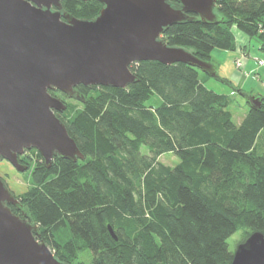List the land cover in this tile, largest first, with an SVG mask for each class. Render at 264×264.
Returning a JSON list of instances; mask_svg holds the SVG:
<instances>
[{"label": "trees", "instance_id": "1", "mask_svg": "<svg viewBox=\"0 0 264 264\" xmlns=\"http://www.w3.org/2000/svg\"><path fill=\"white\" fill-rule=\"evenodd\" d=\"M61 4L83 20L102 8ZM216 13L217 24H176L160 38L212 62L214 49H236L235 28L264 52V0H216ZM129 69L136 81L123 89L80 85L82 100L51 92L71 101L56 115L84 159L55 158L31 173L19 198L38 240L65 264H230L227 240L238 230L240 243L264 236V96L258 109L246 101L236 125L231 100L205 88L197 68L145 61ZM152 95L156 107L145 105ZM164 154L178 164L162 163Z\"/></svg>", "mask_w": 264, "mask_h": 264}, {"label": "water", "instance_id": "2", "mask_svg": "<svg viewBox=\"0 0 264 264\" xmlns=\"http://www.w3.org/2000/svg\"><path fill=\"white\" fill-rule=\"evenodd\" d=\"M61 1L0 0V160L19 173L27 170L18 161L26 150L35 149L46 168L54 158L84 159L56 115L66 104L49 91L82 100L80 85L123 89L136 81L129 67L145 61L183 63L232 86L213 62L160 38L176 24H217L216 0H96L102 8L91 20L73 17ZM238 93L259 108L261 95ZM38 238V226L0 178V264H65ZM230 264H264V236L251 233Z\"/></svg>", "mask_w": 264, "mask_h": 264}, {"label": "rangeland", "instance_id": "3", "mask_svg": "<svg viewBox=\"0 0 264 264\" xmlns=\"http://www.w3.org/2000/svg\"><path fill=\"white\" fill-rule=\"evenodd\" d=\"M236 40L237 43H242L241 38L237 37ZM250 41V46L246 45L247 50L244 52L237 50L229 55L227 52L220 49H217L214 52L215 59L220 60L222 65L218 75L223 79H229L228 81L232 86L226 85L203 73L200 69H197L199 81L205 88L216 94L226 95L231 100L227 110L232 114L233 122L236 125H239L247 114L248 105L246 99L235 90L240 89L242 93L247 95L264 96V66H257L258 62L256 61V59L264 61V52H261L258 49L257 43L254 39H251ZM227 59L229 60L227 61ZM237 59L241 60V67L239 68L236 65ZM246 65L247 70L245 67ZM224 74L225 76H223ZM62 100L63 102H71L65 98ZM159 104L160 99L156 95H152L145 101L146 106L156 107ZM145 151L144 148L141 149L142 153H145ZM159 160L165 165L171 167L179 162V160L172 154H164ZM30 176V170H28V172L26 170L23 173H19L7 163V161L0 160V178L3 179L9 190H11L15 196L19 197L20 194H23L31 186ZM241 239L242 230H238L227 240L230 252H234ZM78 261H88V257L81 256Z\"/></svg>", "mask_w": 264, "mask_h": 264}, {"label": "flooded vegetation", "instance_id": "4", "mask_svg": "<svg viewBox=\"0 0 264 264\" xmlns=\"http://www.w3.org/2000/svg\"><path fill=\"white\" fill-rule=\"evenodd\" d=\"M50 95H51V91H49ZM58 114V113H57ZM37 151L35 149H31V150H26L24 151V153L18 157V161L19 163L21 164H24L27 166V172L28 170H30V173H32L35 169V167L37 166L38 163L40 162H43L42 159H40L38 161L37 159ZM40 156V155H39ZM41 158V157H40ZM55 159V158H54ZM53 159V160H54ZM8 163V162H7ZM11 191V190H10ZM13 193V192H12ZM14 195V194H13ZM14 197L21 203V199L17 196L14 195ZM22 204V203H21ZM12 212L15 214V215H18L20 216L21 213L20 211H18L17 208L13 207V206H10Z\"/></svg>", "mask_w": 264, "mask_h": 264}, {"label": "crops", "instance_id": "5", "mask_svg": "<svg viewBox=\"0 0 264 264\" xmlns=\"http://www.w3.org/2000/svg\"><path fill=\"white\" fill-rule=\"evenodd\" d=\"M232 33H233V36H234V39H235V50L234 51H237V50H241L242 52H244L245 50H247V46L251 43V41H250V39L247 37V36H245L244 34H242V33H240L238 30H236L235 28H233L232 29ZM237 37H239V38H241V42L242 43H237V40H236V38ZM248 38V39H247ZM256 41V40H255ZM256 43H257V47H258V49H259V42H257L256 41ZM247 45V46H246ZM250 46V45H249ZM242 47V48H241ZM215 50H217V49H214L212 52H211V61L216 65V70H217V72L218 73H220V69H221V67H222V65H221V61L220 60H217V59H215V57H214V52H215ZM249 50V49H248ZM222 51H224V52H227L228 53V55L230 54V53H233L234 51H225V50H222ZM229 59H227V61H228ZM256 61H257V59H256ZM257 66H259L258 65V63H257ZM262 66H264V65H262ZM262 66H260V67H262ZM246 67V70H247V65L245 66ZM259 72V71H258ZM223 76H225V74L223 75ZM247 76V75H246ZM226 78V77H225ZM229 79H227V81H228Z\"/></svg>", "mask_w": 264, "mask_h": 264}, {"label": "built area", "instance_id": "6", "mask_svg": "<svg viewBox=\"0 0 264 264\" xmlns=\"http://www.w3.org/2000/svg\"><path fill=\"white\" fill-rule=\"evenodd\" d=\"M257 62H258V65H259V66L264 65V61H261V60H258V59H257ZM236 65H237L238 68L241 67V60H240V59H237V60H236Z\"/></svg>", "mask_w": 264, "mask_h": 264}]
</instances>
